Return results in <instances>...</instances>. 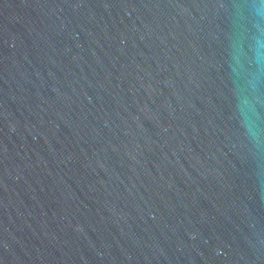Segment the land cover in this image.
<instances>
[{
    "label": "water",
    "instance_id": "obj_1",
    "mask_svg": "<svg viewBox=\"0 0 264 264\" xmlns=\"http://www.w3.org/2000/svg\"><path fill=\"white\" fill-rule=\"evenodd\" d=\"M0 264H264V0H0Z\"/></svg>",
    "mask_w": 264,
    "mask_h": 264
}]
</instances>
